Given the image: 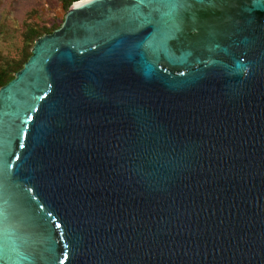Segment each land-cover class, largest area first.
<instances>
[{"label":"water","instance_id":"obj_1","mask_svg":"<svg viewBox=\"0 0 264 264\" xmlns=\"http://www.w3.org/2000/svg\"><path fill=\"white\" fill-rule=\"evenodd\" d=\"M0 264H264V0H80L34 39Z\"/></svg>","mask_w":264,"mask_h":264},{"label":"rangeland","instance_id":"obj_2","mask_svg":"<svg viewBox=\"0 0 264 264\" xmlns=\"http://www.w3.org/2000/svg\"><path fill=\"white\" fill-rule=\"evenodd\" d=\"M61 1L0 0V71L18 67L33 43L26 37L30 31H53L59 26L65 12Z\"/></svg>","mask_w":264,"mask_h":264},{"label":"trees","instance_id":"obj_3","mask_svg":"<svg viewBox=\"0 0 264 264\" xmlns=\"http://www.w3.org/2000/svg\"><path fill=\"white\" fill-rule=\"evenodd\" d=\"M76 1H80V0H62L61 5L64 8V10H66L70 6L71 3L76 2ZM50 32H51L50 30L42 31L41 33L30 31V33L27 34L26 37H27L28 42L31 43L34 39L41 36L42 34H47ZM28 56H29V52L23 56L21 63L15 69H12L11 71H7V72L0 71V87L12 79L13 74L21 68L22 64L26 61Z\"/></svg>","mask_w":264,"mask_h":264}]
</instances>
